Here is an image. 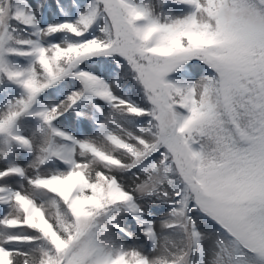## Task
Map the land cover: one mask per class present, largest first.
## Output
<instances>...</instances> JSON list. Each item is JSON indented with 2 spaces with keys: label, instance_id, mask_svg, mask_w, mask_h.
Returning a JSON list of instances; mask_svg holds the SVG:
<instances>
[{
  "label": "snow or ice",
  "instance_id": "obj_1",
  "mask_svg": "<svg viewBox=\"0 0 264 264\" xmlns=\"http://www.w3.org/2000/svg\"><path fill=\"white\" fill-rule=\"evenodd\" d=\"M0 264H264V0H0Z\"/></svg>",
  "mask_w": 264,
  "mask_h": 264
},
{
  "label": "rangeland",
  "instance_id": "obj_2",
  "mask_svg": "<svg viewBox=\"0 0 264 264\" xmlns=\"http://www.w3.org/2000/svg\"><path fill=\"white\" fill-rule=\"evenodd\" d=\"M128 183H129V185H131V183H132L131 179H129Z\"/></svg>",
  "mask_w": 264,
  "mask_h": 264
}]
</instances>
